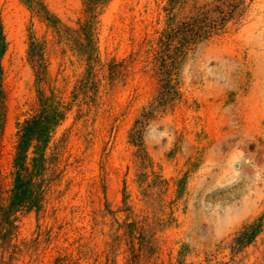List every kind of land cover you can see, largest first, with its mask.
<instances>
[{
    "label": "rangeland",
    "instance_id": "374dc122",
    "mask_svg": "<svg viewBox=\"0 0 264 264\" xmlns=\"http://www.w3.org/2000/svg\"><path fill=\"white\" fill-rule=\"evenodd\" d=\"M0 0L4 120L0 184L16 131L54 95L41 205L16 213L0 264H264V0H241L176 71L157 103L166 0ZM218 0H186L192 6ZM263 215L253 240L230 238Z\"/></svg>",
    "mask_w": 264,
    "mask_h": 264
},
{
    "label": "trees",
    "instance_id": "16d2710c",
    "mask_svg": "<svg viewBox=\"0 0 264 264\" xmlns=\"http://www.w3.org/2000/svg\"><path fill=\"white\" fill-rule=\"evenodd\" d=\"M91 1V0H90ZM89 1V2H90ZM241 0H218L192 6L184 13L186 0H166L165 21L157 43L154 57L159 91L156 105L142 113L130 130L131 141L144 152L141 132L155 107H163L179 96L176 69L186 51L198 41L217 32L237 12ZM5 41L0 23V57ZM0 64V134L4 120V92L1 86ZM37 111L24 120L16 131V143L12 161V183L7 194L0 184V253L11 245L16 229V213L41 205L51 170V155L46 148L52 132L63 117V105L54 95H39ZM263 215L245 222L230 238L232 253L238 252L251 242L262 226Z\"/></svg>",
    "mask_w": 264,
    "mask_h": 264
}]
</instances>
